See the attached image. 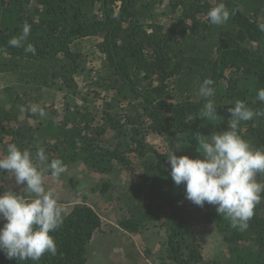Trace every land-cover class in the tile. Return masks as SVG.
Here are the masks:
<instances>
[{
    "label": "trees",
    "instance_id": "obj_1",
    "mask_svg": "<svg viewBox=\"0 0 264 264\" xmlns=\"http://www.w3.org/2000/svg\"><path fill=\"white\" fill-rule=\"evenodd\" d=\"M218 2L0 0V49H5L0 76L7 84L0 105L2 151L6 156L12 143L33 154L42 147L49 162L58 158L67 168L84 166L101 178L102 195L123 211L126 218L119 225L132 236L146 223L161 221L166 238L158 264H264V195L248 229L240 232L215 206L187 200L184 184L171 179L167 160L174 151L178 157L201 158L196 134L226 130L228 108L237 100L264 110L257 99L264 88V0H223L232 14L220 26L207 17ZM25 22L31 26L27 41L10 47L8 41ZM91 39L102 58L98 71L89 67L92 59L81 48ZM29 43L35 54L25 52ZM206 78L214 82L211 99L222 117L217 121L199 117L206 100L198 89ZM43 92L62 96L60 112L41 104ZM96 98L101 104L94 111ZM238 131L253 148H264V117L241 122ZM116 172L137 173V183L115 187L109 177ZM20 195L30 198L26 189ZM196 218L214 227L226 247L224 259H204L193 233ZM100 227L94 209L77 203L51 233L55 256L16 261L0 252V264H88ZM132 254L128 264H140L139 252Z\"/></svg>",
    "mask_w": 264,
    "mask_h": 264
},
{
    "label": "clouds",
    "instance_id": "obj_2",
    "mask_svg": "<svg viewBox=\"0 0 264 264\" xmlns=\"http://www.w3.org/2000/svg\"><path fill=\"white\" fill-rule=\"evenodd\" d=\"M223 0L207 12L213 25H223L231 18ZM264 31V26L261 28ZM31 26L25 22L22 32L8 41L10 47H21L27 41ZM5 51V49H0ZM25 52L35 54V47L27 44ZM211 79L199 85L198 95L206 100L199 117L206 121L222 119L212 97L215 89ZM257 99L264 103V88L257 91ZM33 113L38 111L31 106ZM228 127L211 136L196 134V151L201 158L167 155L170 176L176 186L184 184L185 198L203 207L213 205L216 212L230 222L231 228L244 232L254 216V209L264 195V148H253L239 134L241 122L264 117V110H253L244 101L237 100L228 108ZM43 117L45 112L39 109ZM67 170L61 159L49 158L42 147L35 154L21 150L15 143L7 147V155L0 158V173L12 174L17 186L23 185L30 194L25 198L13 190L0 194V252L7 259L38 262L45 253L57 254L55 237L51 233L63 224L65 208L59 196L45 187L46 176L57 181ZM260 179H257V176Z\"/></svg>",
    "mask_w": 264,
    "mask_h": 264
},
{
    "label": "rangeland",
    "instance_id": "obj_3",
    "mask_svg": "<svg viewBox=\"0 0 264 264\" xmlns=\"http://www.w3.org/2000/svg\"><path fill=\"white\" fill-rule=\"evenodd\" d=\"M95 40H87L81 44L82 51L87 53L92 59L88 63L89 67L98 71L102 58L94 49ZM81 92L84 91V82L76 79ZM7 86L6 80L0 76V105L4 103L2 90ZM18 93L24 91L23 88L15 87ZM41 104L52 107L55 111H61V95L43 92ZM79 103V102H78ZM101 104L99 98L93 101L94 111ZM84 105V104H83ZM5 156L0 146V158ZM4 174L0 173V194L4 191L13 190L19 194L23 191V185L17 186L12 174H8L4 179ZM98 176L93 175L84 166H71L67 168L60 179L54 178L45 180V187L50 188L59 196V202L63 204L65 212L77 203H85L99 215L101 227L95 234L89 248L88 264H128L135 258L132 252H139L140 264H158V257L162 251L166 238V227L161 221L148 222L137 235H130L124 231L119 222L126 218L122 210L112 202L111 198L102 195L99 187ZM108 178H105L107 180ZM110 182L115 187L127 188L129 185L137 183V173L116 172L109 177ZM103 181V182H104ZM0 223V227H2ZM193 233L196 240L200 243L205 260L224 259L227 256L226 247L217 236L214 227L201 223L200 218L193 222Z\"/></svg>",
    "mask_w": 264,
    "mask_h": 264
}]
</instances>
